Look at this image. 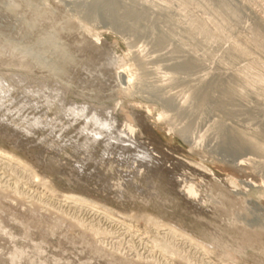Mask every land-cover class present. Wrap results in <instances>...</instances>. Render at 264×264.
<instances>
[{"label": "rangeland", "instance_id": "1", "mask_svg": "<svg viewBox=\"0 0 264 264\" xmlns=\"http://www.w3.org/2000/svg\"><path fill=\"white\" fill-rule=\"evenodd\" d=\"M22 1L0 0L2 42L8 40L11 46L22 41V46L18 43L16 47L24 50L26 46L28 51L35 44L33 53L38 49H41V53L38 51L33 55L39 63L47 60L44 64L47 67L43 63L40 65L46 71H55L54 74L50 72L51 77L64 75L56 78L71 85L74 91L86 92V97L95 102L110 106L121 104L128 111L134 109L145 113L154 127V134L160 139L158 149L162 151L168 148L174 153H171V158L176 157L194 166V170L191 166L182 168L181 176L179 169H175V175L186 180L188 178L191 183L198 185L200 194L198 199L189 200L182 193L179 180L171 185L165 176L159 177L147 171L134 177L136 186L125 184L130 169L135 171L133 167L120 165L113 157L102 159V147L85 148L86 136L82 133V126L77 122L66 123L60 112L54 111L53 104L48 113L51 117L58 115L61 119L56 120L57 134L53 136L46 130L35 128L36 137L22 138L16 135L12 127L0 125V149L24 162H9L8 157L0 156V199L1 191H6L10 200L5 204L7 214L16 213L22 219H36L30 209L35 204L42 210L37 216L41 227L52 224L57 214L65 215L72 225L71 232L76 234L67 233L68 224L64 223L65 227L59 229V235L51 237L53 244L47 251L74 264H225L228 260L236 264H264V34L258 38L255 31L259 24L264 31V0H225L228 7L235 6L242 10L240 20H226L217 0ZM18 4L22 5L19 8L21 12H17ZM26 11L28 13L25 16ZM28 15L32 19L36 16V21H40L35 24L37 27L33 25L36 22L31 23L37 34L30 25L35 19H30ZM134 15H137L135 23L132 19ZM45 16L47 20L43 19ZM63 16L67 17L66 20L61 18ZM76 17L87 23L91 29L88 28L89 34L98 37L102 45V52L96 54L97 59L95 57L94 62L85 67L86 76L84 72V76L78 72L86 63L82 64L83 53L80 54L74 48L76 45H72L74 39L65 40L57 34L59 40L51 39L48 46L44 40L53 38L51 35L56 36L58 25V33L67 31L61 24ZM42 26L47 27V30ZM22 27L24 29L21 30ZM195 27L205 28L210 37L198 34ZM77 30L84 32L81 26ZM33 33L36 35L32 38ZM23 34H30L29 37L25 36L27 44ZM60 39L65 40V44L71 42L65 45L62 44L63 40L60 43ZM52 44L57 46L52 47ZM69 45L71 47L67 48ZM59 46L63 47V51L66 49L68 59L63 51L60 52ZM48 47L51 52L46 51L50 53L44 51ZM55 48L59 51H54ZM75 52L79 54L76 56ZM42 54L46 59H39ZM127 54L129 56H125ZM75 56L78 64L74 62ZM125 58L133 63V67H128L133 71L131 84L125 76L120 80L131 97L108 98L111 91L108 89L113 84L107 85L111 79L107 71L112 66L120 72L124 70L121 66L129 62ZM120 59L121 62H117ZM68 60L73 64H69ZM66 65H71L73 69ZM69 68L74 72L71 73ZM101 70L105 72L103 78ZM89 74L94 75L95 79ZM105 79L109 80L106 82ZM77 81L83 82L80 83L81 87ZM93 81L97 84H92ZM85 84L91 87L90 90ZM230 92H233V97ZM14 95L18 96L17 93ZM160 116L164 120L159 121ZM9 118L28 126V121L20 114H10ZM120 121H124L122 116ZM82 122L86 121L83 119ZM93 122L97 123L94 119ZM104 123L106 125L108 121ZM114 123L112 137L117 139L119 136L114 133L119 125L118 122ZM107 126L110 128V125ZM101 130L105 132V129ZM242 133L253 138L255 150L245 146L232 149L233 142L229 140V134ZM64 139L70 140L73 145L69 141L65 145ZM58 149L61 151L57 152ZM75 161L86 163L81 180L73 179L69 172ZM227 178H231V186L225 181ZM255 178L260 182L256 183ZM151 181L158 191L155 195L148 190ZM120 193L123 197H118ZM69 194L85 198L87 205L66 200L64 195ZM167 226L183 228L203 241H210L211 234L216 231L222 242L243 249V254L240 258L229 252L225 253L226 256L223 253L206 256L200 244L174 235ZM14 227L16 234H20L19 225L15 224ZM81 235L88 237L94 249L84 244ZM35 238L40 239L39 233Z\"/></svg>", "mask_w": 264, "mask_h": 264}, {"label": "bare ground", "instance_id": "2", "mask_svg": "<svg viewBox=\"0 0 264 264\" xmlns=\"http://www.w3.org/2000/svg\"><path fill=\"white\" fill-rule=\"evenodd\" d=\"M23 1H25V0H23ZM217 1H218V5L220 6V9L222 11L221 14L224 16V18L226 20H240L241 15H242V10H240L238 7H235V6L228 7V5L226 4L225 0H217ZM24 3H23V6L25 5ZM18 5H17V7L15 5V7L18 8L17 12L18 11L21 12V10H20L21 7L20 6H22V5H19V6ZM24 7H23V9H25L27 6L25 8ZM31 7H33V6H31ZM16 8H14V9H16ZM33 8H35V7H33ZM23 12H24V10H23ZM26 13H28V12L27 11L25 12V16H26ZM30 16L32 17V15H30ZM39 16L42 17L41 15H39ZM10 17L11 16H9V18ZM28 17H29V15H28ZM28 17H27V20L30 18V17L29 18ZM45 17L43 19L47 20V17L46 18ZM35 18H36V16H35ZM35 18H33V19H35ZM61 18L62 19L65 18V20H66L67 17L63 16ZM136 18H137V15L132 16V19H133L134 23H135ZM30 19H32V18H30ZM30 19H29V21H31ZM11 21H13V20H10V22ZM33 22H36V23L33 24L34 26H35V24H37V23L39 24L40 23V21L38 22V19H37V21H36V19L31 21L30 22L31 29L34 27V26L32 27V24H31ZM64 23L65 24H61V25H64L63 28H65V29L67 28L66 29L67 31L64 32V30L61 28L64 33L61 32L62 30L59 31L61 33H58L57 29L60 28V26L58 25L57 29L55 28L56 27L55 26L54 28L56 30L53 29V31L55 30L56 36L54 37V35H55L54 34V35H51V36H53V38L52 37L50 38L49 37L50 35H49L48 37L50 39H48L49 41L47 39H44V40H46L45 43L48 46L49 44H47V43L50 42L51 39L54 40V38H55V40L58 41L59 37L60 38H65V40H67L68 38L69 39H74V40H72V42H71V40L69 42H71L73 46L76 45L74 48H76V50L78 52H80V54L83 53L82 54L83 56L80 55V56H82V59L81 58L80 59H81L82 64H83V62H84V64L86 63L85 64L86 66L83 65V68L82 69L79 68L80 70L78 72H80L81 75H83L85 73V76H86L87 73L84 72L86 70L85 67H87V65L89 63L94 62L95 57L97 59L98 52H102V51H100V50H102L101 49L102 45L99 43V40L97 39L98 37L94 38V37H92L89 34V29L90 28L86 25L87 23L86 24L84 23L83 20H81L79 18L77 19V17H76V18H73V19L70 18V20H67V22L65 21ZM26 24H27V22H26ZM26 24H23V25L25 26ZM42 24L43 23H41V25ZM47 25H49V24L47 23ZM65 25H67V26L65 27ZM80 26L84 30V32H81V31L77 30V28L80 27ZM26 27H27V25H26ZM35 27H37V25ZM38 27H40V26H38ZM42 27L44 28V26H42ZM133 28H135V26ZM22 29H24V28L22 27L21 30ZM37 29H39V28H37ZM45 29L47 30V27L44 28V30ZM32 30H34V29H32ZM195 30L199 31L198 34L204 36L205 38H209L210 37L209 36L210 34L207 32L209 34L208 35L206 33V29L203 28V27L202 28L199 27L198 29L195 27ZM35 31L36 30H34V32ZM255 31H256V35L258 36V38H261L263 36V34H264V31H263L262 26L260 24L256 26ZM21 32L25 33L26 30H25V32H23V31H21ZM40 33H42V32H40ZM76 33L78 34V36H76L77 35ZM36 34H34L33 36L31 35V37L32 38L35 37ZM57 34H60V35H58L59 37H57ZM18 35L22 36V34H20V33H18ZM27 35L29 37L30 34H26L25 36H27ZM23 36H24V34H23ZM24 37H22V39ZM26 38L27 37H25V40H26ZM99 39H101V37ZM2 40L3 39H0L1 42H2ZM52 40H51V42H52ZM62 40L60 41V43L62 42ZM65 40H63L62 44L65 42ZM4 41H5V39H4ZM32 41H33V39H32ZM56 41H53V43L56 42ZM11 42L13 43V41H11ZM21 42L20 43L18 42V43L21 45ZM26 42H27V40L25 41V43ZM18 43L17 44L15 43V45L11 44V46H10L9 42L7 40V42H2V44H0V125L4 124L6 126L12 127L14 129V131L16 132V135L18 134L17 136H20L22 138L23 137H26V138L34 137L35 134H36L35 133V128H38L40 130H46V131H48L49 134H52L51 136H53V134H57V132H56V120H57V118L59 120H61L58 115H54L53 117H51L50 114L48 113L49 112L48 109L51 108L52 106H54L53 104H55L54 111H59L60 114L65 118L64 120H66V123L72 124L73 122H77L78 124H80V126H82V129H81L82 133L85 134V136H86L85 137V141L86 142L84 144L85 148H94L96 146L102 147L101 148L103 150V154L101 156L102 159H105V158L108 159V158H112L113 157V159L116 160L118 163H120V165L121 164H126V165H129L130 167H133V170H135V171L132 172L131 169H130V171L128 172V174L126 176V180L124 179L126 182L123 181L125 184H131L133 186H136L135 183H134V181H135L134 177L137 174H139L141 172H144V171H147V173L148 172L149 173L154 172V174L156 176H159V177L160 176H165L171 185H174L173 183H175L176 180H179L180 183H182L181 184V190H183L182 193H184L185 196L189 200L198 199L199 194H200L198 185H195L194 183H191V180L189 179L190 180L189 181L187 177H186L187 178V180H186V179H184L182 177L179 178V176L175 175V169H179V175L181 176L180 170H182V168L191 166V168L193 167V170H194L195 169L194 166L189 165L188 163L187 164L183 163L182 161H180L176 157L171 158L170 157L171 153L172 154H174V153L172 151L167 150L168 148L166 149L168 151V153H166V154H165L166 150L163 149L162 151H164V152H162V151H160L158 149V146H160V143H161L160 139L157 138L156 135L154 134V127L150 123V121L147 119V117L145 116V113H142L141 111H135L134 109H132L131 111H128L121 104H117L116 106H110V105H107V104L105 105V104H102L99 101V99H98V101L100 103L99 102H95L94 100L86 97V94H85L86 92H84V91H81V92L74 91L72 89L71 85L63 83V82L59 81V79H57L58 77L60 78L62 75H58V76H56L57 78L56 77L53 78L50 75V72H52V71H50V70L46 71V69L45 70L42 69V67L45 66L44 64L47 63V60H45L46 62L44 61L45 63H43L42 61L39 60L40 63H43V65H44V66H41L42 64L40 65V63L38 62V58L33 55V54H36L39 51V49L37 48L38 51L33 53L34 50L36 49V48L34 49V46H36L34 44V41H33V44H34L33 45V49L34 50L32 49V47L30 49L29 42H28V46H29V49H30L29 51H28V49H25L26 46H24L25 45L24 43H22L23 46H24V50H23V48L21 49V47L19 49ZM45 43H44V45H45ZM56 43H58V42H56ZM68 43L66 42L67 45H68ZM16 45H18V46L16 47ZM58 45H59V43H58ZM55 46H57V44L56 45L52 44V47H55ZM3 47H4V50L2 51L1 49H3ZM40 47H44V46H40ZM70 47H71V45H69V47L67 46V48H70ZM103 47L105 48L104 45H103ZM59 48L61 49L63 47L59 46ZM46 50H49V47H48V49L47 48L44 49V51H46ZM57 50H58V48L57 49L55 48L54 51L57 52ZM65 50L63 51L61 49L60 52L63 51L64 54H66ZM49 51H46V52L50 53L51 51L50 52ZM107 51H109V50H107ZM39 52L41 53V49H40ZM56 52H55V54H57ZM70 52L72 53V55H75V54H73V51H70ZM78 52H75L76 56H77ZM42 53H43V51H42ZM106 53H105V55H107ZM55 54H53V55H55ZM103 54H104V52H103ZM62 55H63V53H62ZM62 55H60V56H62ZM69 55H71V54H69ZM51 56H49L50 59H51ZM67 56L68 55L66 54V58H67ZM125 56H129V55L127 54ZM41 57H43L42 60H44L45 55L43 56V54H42V56H40L39 59ZM54 57L55 56H53V58ZM56 57H59V56H56ZM101 57H103V55ZM106 57H108V56H106ZM99 58H100V56H99ZM45 59H46V57H45ZM50 59H48V60H50ZM56 59H55V61L58 62V60H56ZM59 59H60V57H59ZM71 59H72V57H71ZM104 59H106V58H104ZM107 59H109V58H107ZM114 59H116V58H114ZM63 60H65V58ZM69 60H70V58H69ZM69 60H68V63L69 64H73L72 61L69 62ZM77 60H78V58L76 57V60L74 62H76ZM125 60L129 61V59H126V58H125ZM119 61L121 62V59L118 60L117 62H119ZM52 62H54V60ZM62 62H64V61H62ZM117 62H116V64H117ZM99 63L101 64V61ZM127 63H128L127 65L124 64L125 66H121L122 68H124V70H122L121 72H120V70L118 71L117 68H114L113 66L112 67L109 66L108 65L109 63H106L108 65V67H111L107 71V72H109V75H110V77H109V75H108V77L111 78L110 79L111 81L108 79L109 83L107 85L109 87V86H111V84H113L112 85L113 88L110 89L112 87L111 86L108 89V90H111V91H109L110 93H108V98H114L116 96L131 97L130 96V92H128L126 90V88L121 85V80H122L121 77H124V76L126 77V80L128 81V83L131 84V75H133V71L131 69H128V67H130V66L133 67V63H131L130 61L127 62ZM129 63H131V64H129ZM55 64H54V66H56ZM59 64H60V62H59ZM76 64H78V62H76ZM76 64L74 63V65H76ZM80 64L81 63H79V65ZM110 64H113L112 61H110ZM79 65H78V67H79ZM180 65H182V64H180ZM48 66H53V65H51V64L49 65L48 64ZM80 66H82V65H80ZM45 67H47V64H46ZM63 67H65V66H63ZM66 67H71V65L70 66L66 65ZM60 68H62V67L60 66ZM71 68L68 69V70H70V72L73 69V68L72 69ZM119 68H120V66H119ZM122 68H120V69H122ZM58 69H59V67H58ZM62 69L66 70V68H62ZM74 69H75V67H74ZM103 69H105V67ZM64 70H62V72ZM89 70H92V69H88V71ZM99 71L100 70H98V72ZM56 72H57V69H56ZM72 72H74V71H72ZM78 72H77V74H78ZM101 72H102V70H101ZM124 72H125V74H124ZM54 73H55V71H54ZM54 73L52 72V74H54ZM71 73H70V75H71ZM104 73L105 72H102L101 73L102 75L99 74V77H100V75L102 77ZM58 74H60V73H58ZM92 74H94V73H92ZM70 75H66V76H68V78H69ZM76 75H75V77H76ZM89 75H90V77L94 78L95 74L93 76L91 74H89ZM96 77L98 78V76H96ZM80 78H83V77H80ZM86 78H88V77H86ZM65 79H67V78H65ZM69 80H71V79H69ZM105 80H104V82H105ZM108 80H106V82ZM94 82L95 81H93L92 84H94ZM80 83H79V86L81 87L82 84L80 85ZM89 83H91V82H89ZM95 83L97 84V82H95ZM85 86H86V84H85ZM85 86H84V89H85ZM86 88H89V87L86 86ZM90 88H89V90H90ZM106 88H107V86H106ZM94 89H95V87H94ZM85 90L88 91V89H85ZM14 93H17L18 96H15ZM230 93L232 94L231 97H233V92H230ZM73 95L76 98H80L81 100L75 99ZM44 110L46 112H44ZM148 113H149V111H148ZM10 114L11 115L20 114V116L23 117L24 120L28 121L27 122L28 126L15 123L14 121H12V119L9 118ZM121 116L123 117L124 121H120V117ZM83 119L86 122L83 123L82 122ZM93 119L96 120L97 123L96 122L94 123ZM158 119H160L159 121L164 120L163 116H160V118H158ZM105 121H108V124L105 125V123H104ZM109 122H111V123H109ZM113 122H115V123L118 122V125H119V127H118L119 130L116 128L117 131L114 133V135L119 136V138H117V139L112 137V133L114 132ZM31 123L33 125H31ZM107 125H110V128ZM35 126H37V127H35ZM31 127H33L34 129L31 128ZM98 127H100L101 129H105V132L103 130H101L100 128L98 129ZM111 129H113V130H111ZM232 135L233 134H229V140L233 142V144H232L233 148L232 149L237 150V148H239L241 146H245L249 150H255V146H256L255 142L253 141V138L249 137L247 134H243L242 133L240 135H235V134L233 136ZM49 137H50V135H49ZM68 141L70 142V140L64 139L65 145L69 144ZM70 144H71V142H70ZM71 145H73V144H71ZM173 148H172V150H173ZM61 149H63V148H61ZM61 149H58L57 152H60ZM0 156L8 157L9 162L10 161L11 162H16L17 161L20 164L24 163L21 159L16 158L15 156L10 155L9 153H6L5 151H2L1 149H0ZM59 163H60V161L58 162V164ZM7 164H8V162H7ZM85 164L86 163H84V162H82V163L81 162H77V161L74 162L73 168L71 170H69V172H71V176L73 177V179L81 180L82 174L84 173V171L86 169L85 168ZM10 169H11V167H10ZM126 169H128V168H126ZM227 169H229V168H227ZM197 170H199V169H197ZM25 173L27 174V171H25ZM87 174L89 175V173H86V175ZM17 175H18V173H17ZM149 176H150V174H149ZM151 177H153V176H151ZM229 177H230V175H229ZM30 178H32V176ZM255 180H256V183L260 182L258 178H255ZM182 181H184V182H182ZM225 181L228 182V184L230 186L232 185L231 178H227ZM148 186H149V184H148ZM119 187L121 189V186H119ZM129 188H130V186H129ZM13 189H11V190H13ZM137 189H139V188L137 187ZM147 189L146 190L143 189V190L147 191ZM14 190H16V189H14ZM140 190H141V187H140ZM148 190H149V192L151 194H154V195L158 193V191L156 189V186L154 185L153 182L150 185V188ZM121 192H122V190H121ZM16 195H17V193H16ZM1 197L2 198L0 199V262H2L3 264H74V263H71L70 261L66 260V258L62 259V258H60V257H58L56 255H51L47 251V248L50 245L53 244V243L51 244V241H50V239H52L51 237L52 236H56L57 237L59 235L58 234L59 233V229L64 226L63 225L64 223L68 224L67 233L72 234V235L76 234V233L71 232V228L70 227L72 225L68 221L69 219L65 215L59 213L53 219V223L52 224H50L48 222L47 224H50V225H48L46 227H44V226L41 227L42 225L40 226V224L38 223L40 221L38 219L39 217H37L38 213L42 211V210L41 211L39 210V208H38L39 206L37 207L34 204L33 205L34 207L30 208L31 211H32L31 215H33V217L36 216L35 217L36 219H33V218L32 219H22V217H19L16 213H11L10 215L7 214V210L5 208L6 207L5 204H6V202H9L10 200H8L9 197L6 194V191H3V190L1 191ZM64 197H65L66 200H69V201H71L74 204L78 203V204H81V205L84 206V205H87L86 203H88L87 201H85L86 200L85 198H82L80 196H75V195H70L69 194V195H64ZM118 197H123V196L120 193V195ZM11 199H13V197ZM38 205H39V203H38ZM45 212H46V210H45ZM28 213H29V211H28ZM46 215H48V214H46ZM39 216L41 217V215H39ZM41 219H43V218H41ZM50 219L51 218H49L48 220H50ZM8 222H10V223H8ZM11 223H13V226L11 225ZM15 224L19 225V227L21 228V231H20L21 233L20 234H16V227H14ZM167 227H169V229H171V232H174V235L181 236V237L187 239L188 241L200 244L202 246V248H203V253H205L206 256L207 255L211 256L213 254L215 255V254H220V253H223L225 255V253L228 254V252H229V253H232L234 255V257H236V258L239 257L240 258V256L243 254V249L238 248V247H234L231 244H229L228 242L227 243L224 242V241L222 242V240L219 238V234L216 231L211 234L210 241H203V240H201L199 238H196L195 235L190 234L187 230H185L183 228H179L177 226H167ZM61 229H63V228H61ZM65 230L66 229H64L63 232ZM35 233L36 234L39 233L40 239H36V238L34 239V236H36ZM67 233L65 232V234H67ZM37 237H38V235H37ZM80 237L83 240H85L84 244H86L87 247H90V248L94 249V246L92 245L91 241L88 239L87 236L81 235ZM60 249H61V247H60ZM95 249H97V248H95ZM50 250H51V248H50ZM244 251H246V250H244ZM105 257H106V255H105ZM223 258L225 259V257H223ZM75 264H86V263L80 262V263H75ZM128 264H131V263H128ZM225 264H236V262L235 261L234 262H230L228 260V261H225Z\"/></svg>", "mask_w": 264, "mask_h": 264}]
</instances>
